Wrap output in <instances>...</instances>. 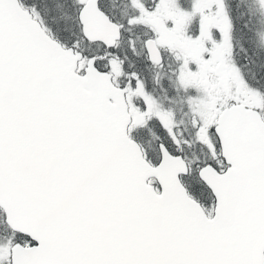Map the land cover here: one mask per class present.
Segmentation results:
<instances>
[{
	"label": "snow or ice",
	"instance_id": "snow-or-ice-1",
	"mask_svg": "<svg viewBox=\"0 0 264 264\" xmlns=\"http://www.w3.org/2000/svg\"><path fill=\"white\" fill-rule=\"evenodd\" d=\"M0 264H264V0H0Z\"/></svg>",
	"mask_w": 264,
	"mask_h": 264
}]
</instances>
